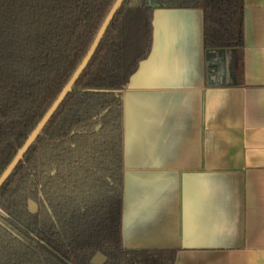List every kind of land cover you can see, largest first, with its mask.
<instances>
[{"label":"trees","instance_id":"obj_1","mask_svg":"<svg viewBox=\"0 0 264 264\" xmlns=\"http://www.w3.org/2000/svg\"><path fill=\"white\" fill-rule=\"evenodd\" d=\"M117 0H0V177L58 99ZM198 9L207 53L241 59L244 0H124L89 65L0 189V264H175L127 249L123 93L156 10ZM38 206L32 215L28 202Z\"/></svg>","mask_w":264,"mask_h":264},{"label":"crops","instance_id":"obj_2","mask_svg":"<svg viewBox=\"0 0 264 264\" xmlns=\"http://www.w3.org/2000/svg\"><path fill=\"white\" fill-rule=\"evenodd\" d=\"M244 6L241 59L207 55L201 10L154 13L150 53L123 93L127 249L264 264V0Z\"/></svg>","mask_w":264,"mask_h":264},{"label":"water","instance_id":"obj_3","mask_svg":"<svg viewBox=\"0 0 264 264\" xmlns=\"http://www.w3.org/2000/svg\"><path fill=\"white\" fill-rule=\"evenodd\" d=\"M124 0H117L113 8L111 9L109 15L107 16L105 22L103 23L93 45L91 46L87 56L83 60L82 64L79 66L77 71L74 73L71 80L67 83V85L62 90L61 94L59 95L56 102L53 104V106L50 108V110L46 113V115L43 117L41 122L38 124L36 129L32 132V134L29 136L25 144L22 146V148L18 151L17 155L15 156L14 160L11 162V164L8 166V168L5 170V172L0 177V189L6 182V180L9 178V176L12 174V172L16 169L22 158L25 156L27 151L30 149V147L33 145V143L36 141L37 137L40 135V133L43 131V129L46 127L47 123L50 121V119L53 117V115L56 113L60 105L63 103L65 98L68 96V94L73 89L74 85L80 78L81 74L84 72V70L89 65L91 59L93 58L96 50L98 49L101 40L103 36L105 35V32L107 31L109 25L113 21L116 13L123 5ZM28 210L32 215L37 214L38 212V206L33 201L28 202ZM107 262V258L102 254H97L93 260L92 264H105Z\"/></svg>","mask_w":264,"mask_h":264},{"label":"rangeland","instance_id":"obj_4","mask_svg":"<svg viewBox=\"0 0 264 264\" xmlns=\"http://www.w3.org/2000/svg\"><path fill=\"white\" fill-rule=\"evenodd\" d=\"M224 65V66H223ZM217 66H219L220 68L219 69H222V70H224L225 69V66H227V63H220L219 65H217Z\"/></svg>","mask_w":264,"mask_h":264}]
</instances>
